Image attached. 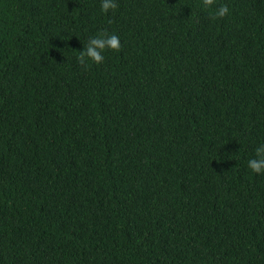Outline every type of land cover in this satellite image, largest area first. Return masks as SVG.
I'll list each match as a JSON object with an SVG mask.
<instances>
[{
	"label": "trees",
	"instance_id": "1",
	"mask_svg": "<svg viewBox=\"0 0 264 264\" xmlns=\"http://www.w3.org/2000/svg\"><path fill=\"white\" fill-rule=\"evenodd\" d=\"M100 3L0 0V264H264V0Z\"/></svg>",
	"mask_w": 264,
	"mask_h": 264
},
{
	"label": "clouds",
	"instance_id": "2",
	"mask_svg": "<svg viewBox=\"0 0 264 264\" xmlns=\"http://www.w3.org/2000/svg\"><path fill=\"white\" fill-rule=\"evenodd\" d=\"M213 5V0H202L201 7L207 9ZM118 7L117 0H101L100 11L108 13L109 10H115ZM229 13L227 4H220L210 13L213 19L223 18ZM120 37L115 32H109L107 29H100L96 35L90 36L87 44L82 47L76 57L78 63L87 67L88 61L96 64L101 63L104 57V51L107 49L118 50L120 48ZM255 155L247 159V167L254 173L264 172V142L259 143L254 149Z\"/></svg>",
	"mask_w": 264,
	"mask_h": 264
}]
</instances>
